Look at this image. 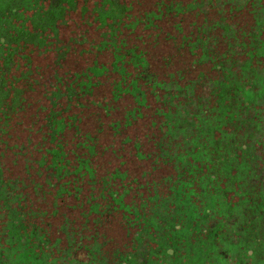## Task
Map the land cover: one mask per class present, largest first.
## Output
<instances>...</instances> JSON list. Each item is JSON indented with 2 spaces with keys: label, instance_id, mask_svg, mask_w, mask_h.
I'll return each instance as SVG.
<instances>
[{
  "label": "trees",
  "instance_id": "16d2710c",
  "mask_svg": "<svg viewBox=\"0 0 264 264\" xmlns=\"http://www.w3.org/2000/svg\"><path fill=\"white\" fill-rule=\"evenodd\" d=\"M78 1L0 0V137L34 91L32 54L59 44V26L77 11L98 31L93 59L46 93L32 152L21 147L12 177L0 164V264H264V168L254 151L264 135V0H155L142 13L125 0ZM241 12L249 23L239 26ZM165 26L187 60L160 73L134 32L159 36ZM102 79L111 104L127 103L115 133L146 111L155 118V160L169 167L161 190L153 182L137 199L125 170L100 173L96 138L78 139L71 109L86 108ZM112 225L123 227L125 251L109 248L101 230Z\"/></svg>",
  "mask_w": 264,
  "mask_h": 264
},
{
  "label": "rangeland",
  "instance_id": "374dc122",
  "mask_svg": "<svg viewBox=\"0 0 264 264\" xmlns=\"http://www.w3.org/2000/svg\"><path fill=\"white\" fill-rule=\"evenodd\" d=\"M82 1H78L79 8L82 5ZM94 1L96 0H89L87 4L89 9H91ZM154 1L125 0L126 3L132 4L134 13H142ZM88 16L89 13L82 16L78 11L70 14L66 18L65 23L59 26V44L53 45L49 52L42 54L35 52L32 54V63L29 68L30 74L26 79V84L34 88V91L24 94L25 101L21 105V113L8 120L7 133L0 137V164L9 169L6 170V177H12L13 173L16 172L11 169L15 163L19 162L20 157L18 155L22 153L21 147H26L23 153L32 152L33 144L41 137L40 126L43 123L42 119L44 116L41 108L42 105L47 103L45 96L50 87L56 86L60 78L65 82L75 72L80 73V68L85 65V61L93 59V54L88 51H90L91 41L97 39L98 31H96L95 25L88 26L84 22ZM201 19L202 17H198L197 21ZM187 20L188 24H191L195 19L189 17ZM237 20L240 22L239 26L248 24V13H239ZM187 29L188 26L185 25L184 33L188 31ZM169 30V27L165 26L164 31L159 33V36L156 32L152 33L141 29H137L134 32V36L139 37L150 45L148 49L151 51V59L157 64V70L160 73L183 69L186 65L187 57L176 52V47L168 40V35H171V33L167 32ZM154 39H157L159 43L154 44ZM82 41L86 43L80 45ZM83 51H87L86 55L83 54ZM20 66L21 68L18 71L13 70V75L16 77L19 76L18 72L21 70L26 71L22 62ZM6 79L5 89H8L11 87L12 81L9 75ZM100 81L103 85L95 90L92 97H86L82 101L86 108L71 109V113L79 114L80 122L77 127L80 130V134L78 139L83 140L86 134L96 138L97 157L93 161L100 169V173L104 175L108 170L114 168L125 170L127 172V181L125 183H129L132 186L131 192L137 199H139L141 193L143 196H147L152 192L153 182H156L157 188L161 190L162 186L160 182H157L158 178L167 175L169 167L155 160L154 142L156 138L153 134L155 127L152 126L155 118L146 111L145 118L138 119L128 128L120 126L117 133H115L111 124L121 121L122 111L126 108L127 103L111 104L109 102V83L104 82V79ZM19 86L21 85L19 84ZM97 103H101V107ZM105 104H109L112 109L108 115L103 113L102 107ZM76 143L75 141L74 144ZM136 144H138L137 148ZM254 151L259 158L256 161L259 164V169L264 168V135L261 136L260 144L255 145ZM138 153H141L144 159H139L137 157ZM15 159L17 162H15ZM252 185L259 188L260 182L252 181ZM123 230V227L118 225H112L107 230H101L105 231V239L110 241V249L125 251V233ZM63 246L61 244V247ZM112 250L111 252H113Z\"/></svg>",
  "mask_w": 264,
  "mask_h": 264
}]
</instances>
